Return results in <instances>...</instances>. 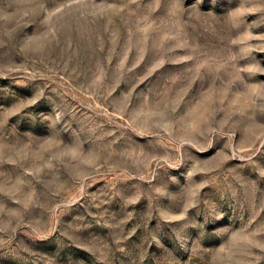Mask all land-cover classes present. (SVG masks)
Returning a JSON list of instances; mask_svg holds the SVG:
<instances>
[{"label":"rangeland","instance_id":"rangeland-1","mask_svg":"<svg viewBox=\"0 0 264 264\" xmlns=\"http://www.w3.org/2000/svg\"><path fill=\"white\" fill-rule=\"evenodd\" d=\"M0 264H264V0H0Z\"/></svg>","mask_w":264,"mask_h":264}]
</instances>
